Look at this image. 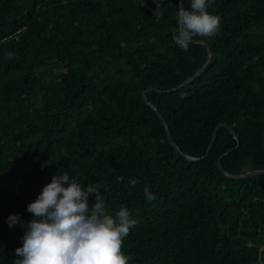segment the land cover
<instances>
[{"label":"trees","instance_id":"trees-1","mask_svg":"<svg viewBox=\"0 0 264 264\" xmlns=\"http://www.w3.org/2000/svg\"><path fill=\"white\" fill-rule=\"evenodd\" d=\"M161 4L0 0V264L25 231L9 215L33 219L64 173L137 220L128 264H264V174L221 168L264 169V0H215L219 34L188 50L173 42L180 0Z\"/></svg>","mask_w":264,"mask_h":264},{"label":"clouds","instance_id":"clouds-1","mask_svg":"<svg viewBox=\"0 0 264 264\" xmlns=\"http://www.w3.org/2000/svg\"><path fill=\"white\" fill-rule=\"evenodd\" d=\"M214 2L191 0L190 11L181 7L174 44L188 50L195 37L219 34L220 17L207 11ZM153 3V15L160 17L161 0ZM6 58H14V53H7ZM137 183L135 179L129 181L133 187ZM143 191L147 201L156 199L147 184ZM90 196L96 201L91 206ZM27 211L33 214L27 223L19 214H10L7 220L9 228L19 224L25 229L22 247L15 250L19 259L14 264H128L130 258L122 252V245L137 220L130 218L123 206L115 218L108 214L99 184L82 187L68 173L53 175L36 200L27 205Z\"/></svg>","mask_w":264,"mask_h":264},{"label":"water","instance_id":"water-1","mask_svg":"<svg viewBox=\"0 0 264 264\" xmlns=\"http://www.w3.org/2000/svg\"><path fill=\"white\" fill-rule=\"evenodd\" d=\"M180 9L181 7L184 9V0H180ZM211 57H212V51L209 50V57H208V60L207 62L194 74L192 75L190 78H188L187 80H185L182 84H180L177 88H180L186 84H188L189 82H191L197 75H199L208 65L209 61L211 60ZM171 91V90H169ZM146 101L152 105V107H154L156 109V111L158 112L159 116L161 117V119L164 121L166 127H167V131H168V136H169V139L171 141V143L174 145V147L176 148V150L178 152H181L180 148L178 147V145L174 142V140L172 139V135H171V132H170V128H169V125H168V122L165 120L164 116L160 113L159 111V108L157 107V105L150 101L147 97H145ZM225 125H227L231 131V133L237 138V135H236V132L235 130L233 129L232 126H229L227 123H225ZM238 144H239V141H238ZM210 147H212V143L210 145ZM233 148H231L230 150H232ZM186 157L188 158H191V159H195L191 156H188V155H185ZM221 166V165H220ZM222 170L227 174V175H230V176H233V177H245V176H249V175H256V174H264V169H257V170H250V171H247V172H244V173H241V174H232V173H228L226 172V170H224V168L221 166Z\"/></svg>","mask_w":264,"mask_h":264}]
</instances>
